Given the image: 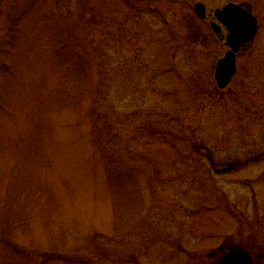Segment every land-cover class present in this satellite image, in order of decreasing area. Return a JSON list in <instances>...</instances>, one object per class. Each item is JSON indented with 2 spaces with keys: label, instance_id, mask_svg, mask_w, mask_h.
Instances as JSON below:
<instances>
[{
  "label": "rangeland",
  "instance_id": "374dc122",
  "mask_svg": "<svg viewBox=\"0 0 264 264\" xmlns=\"http://www.w3.org/2000/svg\"><path fill=\"white\" fill-rule=\"evenodd\" d=\"M225 1L258 22L220 89L193 4ZM253 234L264 0H0V264H208Z\"/></svg>",
  "mask_w": 264,
  "mask_h": 264
},
{
  "label": "flooded vegetation",
  "instance_id": "af4514ba",
  "mask_svg": "<svg viewBox=\"0 0 264 264\" xmlns=\"http://www.w3.org/2000/svg\"><path fill=\"white\" fill-rule=\"evenodd\" d=\"M196 4H201L203 6V12L201 14H198L195 10V5ZM230 4H234L236 6H239L241 9H244L245 11H250L252 14L253 12L251 11V9L248 7V5L242 3V2H238V1H225L222 5H220L219 7H216L214 9H207L206 4L203 2H195L193 4V9L194 12L200 16L203 19L208 18L213 24V26H215V29H213L210 25V28L212 30V32L218 37L219 39V43L222 44L223 49H224V53L228 50H231L230 45L227 42V37L230 34L229 32V28H228V24H225L223 21H221L218 18L217 13H219V11L225 10L226 8H228L230 6ZM213 10V11H211ZM254 15V14H253ZM255 16V15H254ZM234 16L232 15L230 17V20H233ZM256 18V17H255ZM229 18H227L225 21L228 22ZM229 20V21H230ZM258 22V21H257ZM249 44H243L241 45L238 50L234 53V68H235V72L232 73V76L230 77V80L228 83H230L231 80H233L234 76L238 73L239 71V59H240V54L241 52H243L247 45ZM223 54H221L219 57L216 58V60H214L215 62L213 63V75H214V79H215V66H216V62L223 57ZM227 83V85H228ZM251 158H255L256 153H249ZM262 154L259 152L257 153V156H261ZM206 161L209 163L212 162L215 164V167H211L212 171H214L215 173H219L217 172L218 170H221L223 168H225L226 166L230 167V170H233L236 168V163L235 161H230L228 163H224L223 165H219L217 163H215L211 156L208 155V157L206 156ZM212 166V165H211ZM223 173V172H222ZM225 173V172H224ZM257 204H259L256 201V206ZM260 207H263L260 205ZM259 207V208H260ZM260 221V219H259ZM257 223V221L255 222ZM261 224V221L259 222ZM257 225L259 226V224L257 223ZM260 228V226H259ZM261 230V229H260ZM261 234V233H259ZM254 236V234H253ZM244 237V238H248V239H252L253 242H248L247 239H244V241H240V243H236V244H231V246H225V247H219L217 249L216 254L213 253L211 254V256H209V263L208 264H219V262L221 261V259L224 258V256H226L228 254V252H233V254L231 255L232 259H233V263L234 264H264V236L262 235H258V236H254V237Z\"/></svg>",
  "mask_w": 264,
  "mask_h": 264
},
{
  "label": "water",
  "instance_id": "95a60500",
  "mask_svg": "<svg viewBox=\"0 0 264 264\" xmlns=\"http://www.w3.org/2000/svg\"><path fill=\"white\" fill-rule=\"evenodd\" d=\"M195 10L198 14H201L203 12V6L201 4H196ZM217 15L221 21L229 25L228 28L230 32L227 37V42L231 50L227 51L224 57L217 62L215 69L217 85L219 87H224L235 71L233 52H236L241 45L252 39L256 31V19L249 11H245L234 4H230L225 10L219 11ZM232 15L234 18L230 20ZM227 18H229L230 21H225ZM228 168L229 167L223 170H228ZM232 254L233 252H228V254L221 259L219 264H234L231 257Z\"/></svg>",
  "mask_w": 264,
  "mask_h": 264
}]
</instances>
